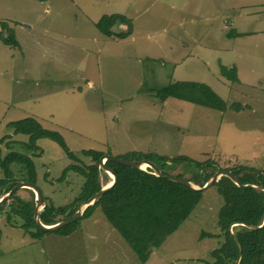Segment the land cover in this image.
<instances>
[{
    "label": "rangeland",
    "instance_id": "1",
    "mask_svg": "<svg viewBox=\"0 0 264 264\" xmlns=\"http://www.w3.org/2000/svg\"><path fill=\"white\" fill-rule=\"evenodd\" d=\"M112 13L127 17L132 33L100 32L96 21ZM4 22L20 46L0 38L1 155L17 151L32 157L45 203L58 208L71 202L84 177L70 170L60 179L71 162L64 148L43 137L31 149L28 135L8 126L12 120L36 118L88 164L92 159L81 155L84 149L212 159L215 171L263 167L264 0H0V26ZM128 24L113 29L126 30ZM231 66L237 81L222 73ZM177 80L205 83L245 107L222 111L175 97L161 101L156 91ZM10 168L14 175L0 184V198L15 180H28L24 165ZM165 170L183 179L198 171L185 161ZM107 173H100L103 185L113 181ZM18 198L36 203V193L21 187L0 206V264H210L211 251L224 237L218 217L225 200L216 185L202 191L190 215L145 263L100 206L79 217L70 234L23 237L20 227L5 221L13 215L20 223Z\"/></svg>",
    "mask_w": 264,
    "mask_h": 264
},
{
    "label": "trees",
    "instance_id": "2",
    "mask_svg": "<svg viewBox=\"0 0 264 264\" xmlns=\"http://www.w3.org/2000/svg\"><path fill=\"white\" fill-rule=\"evenodd\" d=\"M128 21L127 17L121 13L103 14L95 25L106 36L126 37L132 33V24H128ZM120 23L128 24L127 30L113 29ZM3 29H7L9 33L3 35ZM13 31L14 29L4 22L0 26V38L5 44L20 46ZM229 35L232 34L229 33ZM222 73L231 81L238 80L235 66L228 69L222 68ZM156 96L161 101L175 97L222 111L227 109L239 111L245 107L239 101L229 103L209 85L198 81H174L159 88ZM8 126L13 127L15 133L27 134L29 137L27 146L31 149L37 148L36 140L43 137L58 142L64 148L71 162L64 168L60 179H65L70 170L84 177L78 195L71 202L58 208L46 203L40 213V220L43 223L55 224L62 220L54 219L58 213H66L65 218L70 217L81 201L99 191L103 186L100 173L103 172L105 176L108 173L101 168L99 163L102 152L94 149L82 150L81 155L92 159V163H85L81 156L67 146L59 132L43 127L36 118L31 116L12 120L8 122ZM118 156L150 160L156 163L164 174L168 173L165 167L171 163L193 162L198 171L187 180L199 186H203L215 172L212 159L194 162L185 155L169 157L155 152L139 151H130L125 156ZM12 163L24 165L28 174L26 181L36 182L35 163L30 155L11 151L2 156L0 148V164L5 170V178L0 179V184L13 177L14 174L10 168ZM105 164L117 174V180L94 204L87 206L80 217L89 216L97 206H100L106 218L121 234L138 259L145 263L150 258L153 249L159 247L166 237L190 215L200 201L202 191L155 175L154 170L149 166L141 169L112 159H107ZM227 169L234 170L242 183H262L264 185V165L258 169L247 165H237ZM19 181L12 182L6 190L2 191V195ZM214 185L218 187L225 200L218 217V224L223 230L224 237L221 244L211 251L213 261L210 264H237L239 255L238 264H264V190L239 186L229 176H222ZM17 202L16 212L23 220L22 226L27 230L31 227L36 228L39 234L47 233L33 219L34 201L18 198ZM78 219L56 231L61 234H70L76 229ZM235 221L240 224L232 226L235 228L232 232L230 225ZM31 233L36 235L34 231ZM209 235L213 234L209 233Z\"/></svg>",
    "mask_w": 264,
    "mask_h": 264
},
{
    "label": "water",
    "instance_id": "3",
    "mask_svg": "<svg viewBox=\"0 0 264 264\" xmlns=\"http://www.w3.org/2000/svg\"><path fill=\"white\" fill-rule=\"evenodd\" d=\"M126 30H127V28H126ZM107 159H112L114 161L129 165L131 167H137V168H141V169H145L144 167H142V165L144 163H146L147 164L146 166H149V167H151L154 170L153 173L155 175L166 177L168 179H171V180H174L176 182L188 185V186H190L192 188L199 189L201 191H204V190L210 188L211 186H213L214 183L216 181H218L222 176H229L239 186H242V187H254V188H259V189L264 190V185L262 183H259V184L258 183H242L240 181L239 177L236 175V173L232 169L218 168L214 172L213 176H211L209 178V180L203 186H199V185H196L195 183H193L192 181H189L187 179H183L181 177H177V176H174V175L164 174L162 172V170L159 168V166L156 163H154V162H152L150 160H146V159H141V160H139V159H129V158H124V157H119V156H112V155H109V154H102L99 157L100 166H101V168L104 171L110 172V173H112L114 175L113 176V182L110 183L109 185L102 186L99 191L95 192L93 195H91L87 199H84L83 201H81L79 203L77 209L75 210V212L70 217L64 218V219L58 221L55 224H45V223H43L40 220V213H41V211L44 209V207L46 205L44 193H43L42 189L40 188V186L36 182H31V181H26V180L17 183L7 193H5L0 198V205L5 204L10 199L11 195L13 194V192L16 191L17 189H19L21 187L30 188L36 193V203H35L34 214H33L36 223L42 229H44L45 231H48V232L56 231L59 228L63 227L64 225H66V224L78 219L83 214V212L85 211L87 206H89L91 204H94L104 194V192H106L116 182L117 174L105 164V161ZM238 224H240V222H238V221H235V222L231 223V225H230L231 231H232V226L238 225ZM263 224H264V221H263ZM239 259H240V255H239V258L237 259V264L239 262Z\"/></svg>",
    "mask_w": 264,
    "mask_h": 264
},
{
    "label": "flooded vegetation",
    "instance_id": "4",
    "mask_svg": "<svg viewBox=\"0 0 264 264\" xmlns=\"http://www.w3.org/2000/svg\"><path fill=\"white\" fill-rule=\"evenodd\" d=\"M33 219H34V215H33ZM16 220H17V218H15L13 215H7V218L5 219V221L7 222V225H10L11 227H14V226L20 227L21 230H22L21 231V235L23 237L25 236V237H28L29 239L38 240V239L44 238V236L46 234H48V231H47V233L39 234L38 231H37V229L36 228H32V227L27 230V229H25L22 226V223H23V220L22 219H21V221H20L19 224H16ZM31 231L36 232V235H32Z\"/></svg>",
    "mask_w": 264,
    "mask_h": 264
},
{
    "label": "crops",
    "instance_id": "5",
    "mask_svg": "<svg viewBox=\"0 0 264 264\" xmlns=\"http://www.w3.org/2000/svg\"><path fill=\"white\" fill-rule=\"evenodd\" d=\"M119 28H120V25L118 24ZM104 186V185H103ZM92 215V214H91Z\"/></svg>",
    "mask_w": 264,
    "mask_h": 264
},
{
    "label": "bare ground",
    "instance_id": "6",
    "mask_svg": "<svg viewBox=\"0 0 264 264\" xmlns=\"http://www.w3.org/2000/svg\"><path fill=\"white\" fill-rule=\"evenodd\" d=\"M143 165H144V164H143ZM111 174H112V173H111ZM112 175H113V174H112ZM113 176H114V175H113ZM112 182H113V181H112ZM112 182H111V183H112Z\"/></svg>",
    "mask_w": 264,
    "mask_h": 264
}]
</instances>
